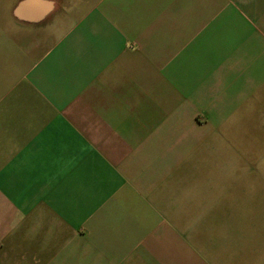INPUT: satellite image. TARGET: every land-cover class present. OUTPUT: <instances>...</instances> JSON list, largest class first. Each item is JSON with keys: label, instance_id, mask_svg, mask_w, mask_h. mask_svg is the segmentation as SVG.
<instances>
[{"label": "crops", "instance_id": "1", "mask_svg": "<svg viewBox=\"0 0 264 264\" xmlns=\"http://www.w3.org/2000/svg\"><path fill=\"white\" fill-rule=\"evenodd\" d=\"M255 110L264 0H0V264L264 263Z\"/></svg>", "mask_w": 264, "mask_h": 264}, {"label": "rangeland", "instance_id": "2", "mask_svg": "<svg viewBox=\"0 0 264 264\" xmlns=\"http://www.w3.org/2000/svg\"><path fill=\"white\" fill-rule=\"evenodd\" d=\"M242 112H240L241 114ZM263 115V114H262ZM261 114L258 116L255 110L252 115L244 120V117H240L233 126H238L237 132L233 135L237 136L234 141L239 142L237 148L233 150L234 160L236 157L240 160L239 162V173L245 178L253 177L248 181L242 177H237L238 181L234 182V189L249 190L254 189V196L250 195V202L254 205V211L250 213L238 214L240 224L243 222H254V228L247 230L252 233L255 237H264V116ZM247 125V126H245ZM246 128H249L251 132H244ZM249 140L247 143L245 140ZM246 146V147H245ZM248 146V147H247ZM248 148V149H247ZM226 150L221 151V156H225ZM248 163V164H247ZM236 168V165L234 166ZM242 178V179H241ZM241 231V230H239ZM247 231H243L246 233ZM262 263V262H261ZM260 264V262H258ZM264 264V263H262Z\"/></svg>", "mask_w": 264, "mask_h": 264}]
</instances>
